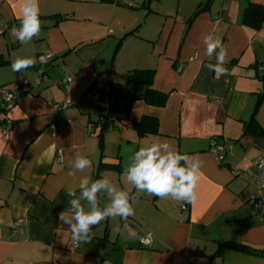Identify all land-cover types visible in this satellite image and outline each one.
Masks as SVG:
<instances>
[{
    "label": "crops",
    "instance_id": "0c3cea01",
    "mask_svg": "<svg viewBox=\"0 0 264 264\" xmlns=\"http://www.w3.org/2000/svg\"><path fill=\"white\" fill-rule=\"evenodd\" d=\"M131 1L38 0L40 33L21 43L11 30L19 26L23 0H0V59L7 62L0 88L18 95L10 110L0 103V123H14L0 133V264H264L263 257L221 249L235 242L264 251V216L252 207L250 175L264 151V23L258 31L243 23L248 6L264 7V0H228L226 12L220 0ZM206 35L221 39L229 74L205 67L216 63L215 53L205 54ZM46 55L54 61L35 86ZM17 58L35 62L16 73ZM134 70L155 72L153 89L168 96L163 108L132 101L141 91L112 93L126 87ZM65 76L71 83L60 85ZM69 99L66 110H54ZM107 117L111 129L101 145ZM144 118L158 121L157 134L140 135L135 124ZM253 119L262 136L245 134ZM212 138L225 146L223 164L210 149ZM164 142L201 161L195 202L138 194L133 216L100 221L77 247L70 238L63 242L58 233L68 225L59 215L68 212L69 190L80 196L83 176L99 175L135 194L124 175L134 153ZM77 153L93 166L73 170ZM109 199L98 193V206ZM146 234L154 238L149 248L138 240Z\"/></svg>",
    "mask_w": 264,
    "mask_h": 264
},
{
    "label": "clouds",
    "instance_id": "9594fccd",
    "mask_svg": "<svg viewBox=\"0 0 264 264\" xmlns=\"http://www.w3.org/2000/svg\"><path fill=\"white\" fill-rule=\"evenodd\" d=\"M21 16L19 26L11 30L12 35L19 42L28 43L33 37L38 36L41 30L38 0H23ZM204 44L207 56L216 54V63L207 64L205 67L217 75L229 74V70L224 67L227 52L221 39L206 35ZM34 62L32 58H17L11 63V70L18 73L22 69L30 68ZM92 166V161L79 153L76 154L71 165L75 171H83ZM260 166L264 167V161L260 162ZM200 167L201 161L198 156H192L190 159L187 155L173 150L166 142L140 147L134 153L132 163L124 173L127 182L134 186L136 193L130 194L128 191L118 190L109 179L104 177L92 179L88 175L83 176L79 182L80 196L76 197L72 190L67 193L72 197L68 201V212L67 214L61 212L59 220L68 225V230L58 234L62 236L63 242L66 238H70L74 244L87 242L91 238L92 227L100 221L115 216L122 219L133 216L135 214L133 204L138 194L142 193L160 198L170 197L184 204H192L197 199L196 187ZM98 193H106L110 198L103 208L98 206ZM82 200L90 205L87 211L82 206ZM41 248L47 246L41 245ZM43 258L49 259L48 256Z\"/></svg>",
    "mask_w": 264,
    "mask_h": 264
},
{
    "label": "trees",
    "instance_id": "16d2710c",
    "mask_svg": "<svg viewBox=\"0 0 264 264\" xmlns=\"http://www.w3.org/2000/svg\"><path fill=\"white\" fill-rule=\"evenodd\" d=\"M212 1L213 0H210V2ZM243 23L244 25L256 31L260 30L264 23V7L253 4L249 5L244 12ZM5 64H7V62L0 59V66ZM154 75L155 72L152 70L131 71L127 76L126 87L122 90L113 91V89H111L112 93L115 94L125 90L141 91L142 93L134 96L132 98V101H143L150 106L163 108L166 105L168 96L166 94L159 93L153 89ZM109 123H111V121L108 117L100 122V132L98 134V137L100 139L101 145L103 143L104 134L111 129ZM135 128L140 133V135L157 134L158 121L153 118H144L140 123L135 124ZM247 133L253 135H260V136L263 135V131L259 128L258 124L254 119L251 120V122L247 125L245 134ZM212 139H216V138H212ZM181 164H183V161L181 162ZM105 167L110 168L111 166L110 167L105 166ZM97 179H100L99 175L97 176ZM221 249L225 251L229 250L245 255L264 258V251H256L240 243L227 242L221 245Z\"/></svg>",
    "mask_w": 264,
    "mask_h": 264
},
{
    "label": "built area",
    "instance_id": "2783aa9c",
    "mask_svg": "<svg viewBox=\"0 0 264 264\" xmlns=\"http://www.w3.org/2000/svg\"><path fill=\"white\" fill-rule=\"evenodd\" d=\"M122 4L125 6L131 5V0H121ZM222 3V12H226L228 10V0H220ZM54 61V57L52 55H46L39 58L38 61V67H39V80L35 83V86H39L42 82V80L45 78V68L47 65L52 63ZM183 67H180L179 70L181 71ZM262 72L264 73V65L261 67ZM104 78H99L96 80V88L100 89L104 86ZM22 83V82H21ZM71 83V79L68 76H65L64 79L60 82V85H69ZM20 84V82H19ZM27 84V83H26ZM97 99L101 97L100 94H97L95 96ZM18 100V95L16 92L10 91L6 88L0 89V103L3 106L4 110H10L12 109ZM71 104L70 99L65 102L63 105H55L53 108L55 111L59 110H66L69 105ZM14 126V123L10 120H5L4 124L0 123V133L3 135L8 134V129L12 128ZM210 149L211 151L218 157V160L221 164L225 161V146L223 143L219 142L216 139H211L210 141ZM61 161V157H59ZM264 161V151L255 159L253 163V172L250 174L253 177V180L256 185V194L251 200V204L253 209L260 214L261 216H264V167L260 166V162ZM232 172L234 174H237L238 171L235 167L232 168ZM184 211L188 209L187 205H184L182 207ZM105 221V219L103 220ZM14 230L19 231L21 230V222L16 221L13 225ZM139 243L141 247L149 248L153 245V235L152 234H146L144 236L139 237ZM77 247V244H75Z\"/></svg>",
    "mask_w": 264,
    "mask_h": 264
}]
</instances>
